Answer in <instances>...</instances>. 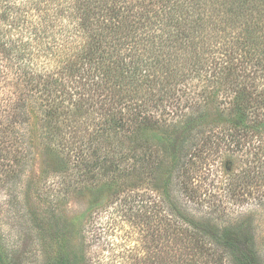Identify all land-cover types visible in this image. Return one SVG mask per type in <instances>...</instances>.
Here are the masks:
<instances>
[{
	"label": "trees",
	"instance_id": "16d2710c",
	"mask_svg": "<svg viewBox=\"0 0 264 264\" xmlns=\"http://www.w3.org/2000/svg\"><path fill=\"white\" fill-rule=\"evenodd\" d=\"M33 122L56 185L99 193L86 215L47 212L42 264H95L117 217L130 264H264V0H0V207ZM26 238L0 226V264H27Z\"/></svg>",
	"mask_w": 264,
	"mask_h": 264
},
{
	"label": "rangeland",
	"instance_id": "374dc122",
	"mask_svg": "<svg viewBox=\"0 0 264 264\" xmlns=\"http://www.w3.org/2000/svg\"><path fill=\"white\" fill-rule=\"evenodd\" d=\"M32 126L35 135L32 162L19 188L18 202L9 209L5 206L0 207V226L9 242L15 243L19 247L23 246L24 248L26 244L23 243V238L26 240L28 237L26 249L28 252L25 258L27 264H42L49 242L46 238L49 226L45 222L48 221L50 214L47 212L52 209L63 216H72L70 217L72 219L74 216L86 215L87 210L93 206L99 197V193L91 190L89 185L82 183L75 185L72 182H67L63 187L57 186L56 181L59 180L57 175L61 163L63 164L61 156L49 147L48 142L38 141L36 138L38 126L34 125V122ZM76 131L79 141L83 142L82 145H87L88 137L83 133L84 130ZM103 215H105L104 212H102L100 219ZM117 219L118 217L113 219L117 231L109 236V247L97 251L95 264H130L131 260L126 257L127 254L124 250L126 241L121 236L126 226ZM254 225L257 226L259 237H261L264 234V219H256ZM137 237L135 235L133 239L135 240ZM261 241L260 238L259 242ZM138 242L142 245V238ZM157 251L158 253H156ZM157 251H136L131 264H160L165 260L168 263V261H176L178 258L172 255L167 257L163 255V251ZM189 258L195 261L194 257ZM227 263L224 258L223 264ZM206 264H215V259L209 258Z\"/></svg>",
	"mask_w": 264,
	"mask_h": 264
}]
</instances>
